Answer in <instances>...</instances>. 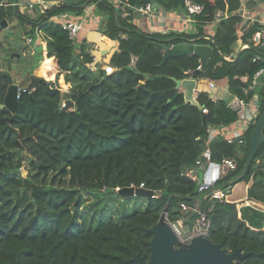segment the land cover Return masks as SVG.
I'll use <instances>...</instances> for the list:
<instances>
[{
    "label": "trees",
    "instance_id": "16d2710c",
    "mask_svg": "<svg viewBox=\"0 0 264 264\" xmlns=\"http://www.w3.org/2000/svg\"><path fill=\"white\" fill-rule=\"evenodd\" d=\"M46 1L55 3L52 9L20 19L31 25L27 36L38 30L43 34L44 49L39 47L35 58L39 63L42 51L44 60L36 76L49 84L21 94L12 115L1 108L9 82L0 80V264H136L137 254L148 260L149 230L164 211L170 222L182 220L193 228L199 216L190 206L192 200L212 208L208 239L213 244L228 252L241 249L250 254V264H264V224L258 211L264 210V144L240 181L254 127L242 146L221 139L212 143L213 164L223 158L236 162L229 176L208 187L204 172L197 173L196 181L188 177L206 149L208 127L231 125L237 114L227 101H215L205 92L198 94V106L187 103L177 83L200 67L199 58H172L162 66L164 53L157 48L185 42L211 46L213 54L200 79L227 80L232 97L249 100L252 93L246 92L249 85L242 78L252 80L264 69V26L237 14L242 0H193L204 7L193 17L195 35L146 33L133 24L134 16L124 17L110 0ZM121 1L132 7L151 3ZM155 1L167 13L182 11V0ZM263 3L247 0L246 8L255 11ZM89 4H95L101 17L99 31L117 42L113 54L101 56L103 64L114 69L110 75L102 65L94 71L90 46L82 36L74 41L50 21L61 14L83 16ZM219 11L228 18L204 40V28ZM19 14L18 8H3L0 22ZM240 33L248 48L227 60ZM7 46V56H16L19 48L12 42ZM5 49L0 44V51ZM46 62L50 64L42 72ZM260 87L261 116L264 83ZM67 91L73 92L74 108L64 111L59 106ZM242 182H253L248 199L250 184ZM131 187L156 197H141L145 203L127 213L129 201L139 196L123 197L119 191ZM229 188L230 202L204 200L214 189ZM172 195L183 198L173 197L169 203ZM236 202H242L238 208ZM181 204L190 207L188 215Z\"/></svg>",
    "mask_w": 264,
    "mask_h": 264
},
{
    "label": "built area",
    "instance_id": "2783aa9c",
    "mask_svg": "<svg viewBox=\"0 0 264 264\" xmlns=\"http://www.w3.org/2000/svg\"><path fill=\"white\" fill-rule=\"evenodd\" d=\"M77 0H61L56 3H70L75 2ZM113 4L117 8H121L124 13V17L136 16L140 15L150 20H155L157 17L162 16V12L155 10L151 3H148L141 7H132L129 4L122 3L121 0H112ZM247 0L245 1V3ZM242 0V6L240 11L237 13L241 15L246 20L252 18L246 14V5ZM54 2H49L46 0H0V10L3 8H18L27 12L28 15L32 17L35 16L38 12L45 13L50 10L54 6ZM243 7V8H242ZM125 8L132 9V11H127ZM186 8L188 9V15L184 14L185 19L188 22L194 23V16L199 15L204 11V7L196 4L193 0H186ZM264 3L258 6V9H263ZM248 10V9H247ZM184 12V11H183ZM228 18L223 12L219 11L216 13L215 21L211 24L217 25L220 21ZM134 20V19H133ZM50 21L54 24L59 25L63 31L69 34V37L77 41L82 35H86L83 37L87 44L90 46L89 54L93 57L94 63L102 65L106 74L110 75L114 72V69L106 64L104 65L102 62L101 48L100 43L96 40H90L87 37L89 33H95L100 35L99 27L101 24V17L96 15L95 12V4H89L83 16H73L69 14H61L55 17H52ZM39 32V30L37 31ZM40 33V32H39ZM262 38L264 40V29L261 31ZM212 35L204 36V40H210ZM239 42H240V51L248 48V45L243 44L242 42V34H239ZM40 39L34 38L33 36H27L24 39V44L26 46L27 51L32 55L36 56L38 51ZM41 45V42H40ZM227 60H231L230 58H226ZM256 60H260V57L256 58ZM136 58H133L132 65H135ZM200 69V67L198 68ZM3 69L1 68L0 71ZM192 74V73H191ZM190 74V75H191ZM264 77V69H261L252 80L249 77L242 78L244 83H248L249 87L246 89L247 93H252V97L249 100L240 99L238 97H233L231 102L229 103V107L236 112L237 120L228 126H209L207 129L208 138L206 140V149L202 153L201 158L197 161L196 166L192 171H189L187 176L192 180L196 181L198 179L197 173L204 172L206 186H210L213 182L223 180L229 174L234 172L237 169V164L233 159L223 158L220 162L213 164L212 163V149L211 145L215 140L221 139L229 145L242 146L245 143L248 133L250 130L255 127L259 118H260V108H261V98L257 93V88L262 86L261 79ZM211 89H215L214 85H211ZM32 92V91H31ZM25 93V92H24ZM66 104L63 103L62 107H65ZM207 114V110L203 111ZM196 171V175H194ZM216 179L212 180L213 177ZM144 185L141 186L143 188ZM232 193V188L226 190H217L214 189L212 192L208 193L204 200L209 199L210 201H228V197ZM195 211L198 214V218L195 221L193 228L189 231V234H186L184 221H178L176 223H172L168 220V214L166 215V222L173 228L179 241L183 244H190L193 238L198 236H206L208 237L209 233V214L212 212V208H203L202 204L195 202ZM182 212H189L190 207L186 204H181Z\"/></svg>",
    "mask_w": 264,
    "mask_h": 264
},
{
    "label": "water",
    "instance_id": "95a60500",
    "mask_svg": "<svg viewBox=\"0 0 264 264\" xmlns=\"http://www.w3.org/2000/svg\"><path fill=\"white\" fill-rule=\"evenodd\" d=\"M155 10L159 9L158 3L155 0H151ZM182 10L186 15L189 11L186 8V0L181 1ZM8 25L7 21L0 22V30L6 29ZM157 48L164 53L163 65H165L172 58H183L196 56L200 60V69L192 72L189 79L178 81L177 85L180 91L184 94L185 101L198 106L197 96L198 82L200 76L207 70L208 64L213 54V48L208 45H197L194 43H181L174 45L170 48H165L164 45H157ZM261 51H264V44L261 46ZM17 58L20 55H16ZM1 65V62H0ZM13 67L11 60H8V66L6 69L0 71V80L7 78L9 87L4 99V103L1 104L2 109H7L12 115L17 113V108L21 94L24 92L37 91L42 84H49L44 78L32 75L30 77V83L27 87L21 88L14 84ZM72 91L64 92L62 100L60 102L61 110H69L74 108L72 102ZM232 100V99H231ZM228 101V103L231 102ZM63 103L66 104L62 107ZM264 144V113L260 116L257 124L255 125L249 140V156L245 164L243 173L238 176L237 180L242 178L248 172L249 167L255 160L259 148ZM196 175V171L194 173ZM1 176V174H0ZM119 193L123 197L139 196L144 198H155V193L146 189H135L133 187L120 190ZM160 193L157 194V197ZM176 197L182 199L181 195L170 196L168 202L170 203ZM191 208L195 207V200L190 203ZM189 212L187 213V215ZM167 211H164L157 226L149 230L152 235L150 242L151 255L148 260H145L141 255L134 256L133 261L136 264H250L248 262L249 253H244L241 249L235 252H228L221 246L213 244L208 237L198 236L192 239L190 244H180L173 228L166 222ZM176 246H180L181 249L177 250Z\"/></svg>",
    "mask_w": 264,
    "mask_h": 264
},
{
    "label": "rangeland",
    "instance_id": "374dc122",
    "mask_svg": "<svg viewBox=\"0 0 264 264\" xmlns=\"http://www.w3.org/2000/svg\"><path fill=\"white\" fill-rule=\"evenodd\" d=\"M110 2L113 3L112 0H110ZM121 9V8H120ZM122 12V10H121ZM19 16L18 17H14L11 18L8 22V25L6 27V29L4 30H0V44H4L6 45V49L5 50H1L0 51V62L2 65V69H6L8 66V60H11V65L14 68V70L12 71L13 73V78H14V84H16L17 86L21 87V88H25L29 85L30 83V77L32 75H37L40 72V68H42V61L44 60V56L42 54L41 51V57L39 59V63L37 58H35L36 56H32L26 49V46L24 44V39L25 37H27L26 33L31 29V25L30 24H23L21 21V16L24 17H32L31 15H28L27 12H25L22 9H19ZM123 13V12H122ZM124 15V13H123ZM104 35V34H103ZM102 33L100 32V36H103ZM34 38H39V47L43 46L44 49V37L43 34L40 32L35 31L33 34ZM104 43L106 45H109L110 43L108 42L109 38L107 37V35H104ZM12 42L14 45H16L19 48V52L16 55H20L19 58H17L15 55L8 57L7 53H8V43ZM41 42V45H40ZM108 42V43H107ZM115 42V41H114ZM38 47V48H39ZM240 42H238L236 44V46L234 47V51L235 53L228 57L231 60L235 59L236 54L240 51ZM47 57V56H45ZM50 63L46 62L45 63V67H44V71L45 72L46 67L49 65ZM41 65V66H40ZM92 67L94 68V71H98L99 70V66L98 64H93ZM199 84H202L204 86H202L201 88H199L198 86V93L196 94V96H198L199 93L201 92H205L208 94V89H206V86L208 84L207 80H199L198 82ZM264 83V81H261V84ZM218 85H224V84H220L218 83ZM263 85V84H262ZM261 87H258V89ZM214 92L212 91V94ZM201 172V171H200ZM253 183V182H252ZM92 200V199H91ZM145 203V199L138 197V198H134L131 199L129 201V204L127 205V213H133V211L139 206H142ZM241 204V203H240ZM259 211V220L262 219V223L264 224V210H261L258 208ZM114 215L117 214V210L113 211ZM191 229H188V227H185V231L186 234H189V231ZM262 231V230H261ZM180 244L183 245V243L180 241ZM177 250H180L181 247L180 246H176Z\"/></svg>",
    "mask_w": 264,
    "mask_h": 264
},
{
    "label": "crops",
    "instance_id": "0c3cea01",
    "mask_svg": "<svg viewBox=\"0 0 264 264\" xmlns=\"http://www.w3.org/2000/svg\"><path fill=\"white\" fill-rule=\"evenodd\" d=\"M246 0H243L245 3ZM246 4V3H245ZM262 5V4H261ZM246 5H244V8ZM243 8V7H242ZM159 12H162V16L157 17L154 21L150 20L149 18L136 15L133 20V24L137 26L139 29L146 33H159L163 35H167L170 33H176V34H181L185 33L187 35H195L197 33V29L192 22H188L185 19L184 12L183 10L180 12H173V13H167L165 10H163L161 7H159ZM184 13V14H183ZM246 14L252 18V20L257 19L260 25L264 26V8L263 9H258L255 11H249L246 9ZM215 25L209 24L204 28V33L203 36L207 35H212L214 33ZM86 35H82V38L85 37ZM88 39L90 40H96L100 43V48H101V55H106L108 53L113 54V52L117 49V42L109 40L108 42L110 43L109 45H106L104 41V36L97 35L95 33H89L87 34ZM194 41V39H191ZM107 42V43H108ZM109 55V57H110ZM108 57V58H109ZM105 58V57H104ZM103 60L108 63L109 59L105 58ZM100 66V65H99ZM208 84L206 86V89H208V94L211 99L217 101V100H222V101H230L233 97L231 96L229 92V87H228V81L227 80H220V81H213V80H207ZM224 84V85H218ZM211 85H214L215 89H211ZM199 88H201L202 84L198 83ZM212 91L214 92L212 94ZM244 184H250V186L246 189V196L248 199V190L252 186V182L245 183ZM241 183L237 184L233 188L234 190L237 188L238 185ZM232 192V193H233ZM230 202V201H228ZM255 202V201H254ZM233 203V202H231ZM242 203V202H241ZM237 208L240 206L239 202H236ZM247 204V202H245ZM257 210V209H255Z\"/></svg>",
    "mask_w": 264,
    "mask_h": 264
}]
</instances>
